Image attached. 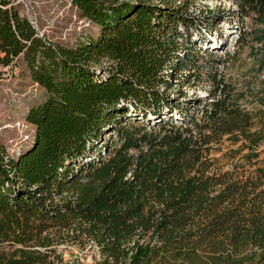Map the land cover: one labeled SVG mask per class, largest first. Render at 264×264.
Here are the masks:
<instances>
[{"label": "trees", "instance_id": "obj_1", "mask_svg": "<svg viewBox=\"0 0 264 264\" xmlns=\"http://www.w3.org/2000/svg\"><path fill=\"white\" fill-rule=\"evenodd\" d=\"M69 1L97 29L75 46L0 0V67L21 58L45 92L29 143L0 145V264H65L77 242L96 264H264V168L240 179L210 158L225 136L264 140V0ZM204 28L233 44L207 70ZM233 58L239 87L215 67ZM203 78L205 97L170 93Z\"/></svg>", "mask_w": 264, "mask_h": 264}, {"label": "rangeland", "instance_id": "obj_2", "mask_svg": "<svg viewBox=\"0 0 264 264\" xmlns=\"http://www.w3.org/2000/svg\"><path fill=\"white\" fill-rule=\"evenodd\" d=\"M10 6L27 18L38 33L48 40L64 46H75L86 35L95 36L96 27L82 17L80 11L69 0H9ZM227 6L223 0L196 1L189 6V12L198 9H218ZM206 29L200 31L205 36L207 44L202 41L196 48L200 49L201 63L207 70L213 60L223 56L225 50H232V39L227 36V29L205 35ZM243 57V55H242ZM224 80L239 87L244 78H248L244 69L239 70L238 60L228 59L227 62L216 65ZM187 71H182V74ZM208 82L177 85L170 90L175 95L177 90H183L187 97H205ZM45 98L44 90L30 77L22 59H18L10 67H0V145L13 154L19 147L29 143L33 127L26 121L30 108L36 106ZM256 111V110H255ZM210 158L214 165L212 172H232L243 179L253 175L258 168H264V140L251 149L248 142L239 140L233 142L227 136L219 143H213ZM90 244L65 243L58 250L62 252L65 264H96L98 254ZM186 264H207L204 261Z\"/></svg>", "mask_w": 264, "mask_h": 264}]
</instances>
